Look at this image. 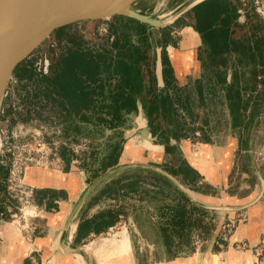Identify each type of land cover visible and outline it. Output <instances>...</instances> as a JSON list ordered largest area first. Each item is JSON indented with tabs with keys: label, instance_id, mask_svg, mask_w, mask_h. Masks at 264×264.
Returning a JSON list of instances; mask_svg holds the SVG:
<instances>
[{
	"label": "trees",
	"instance_id": "16d2710c",
	"mask_svg": "<svg viewBox=\"0 0 264 264\" xmlns=\"http://www.w3.org/2000/svg\"><path fill=\"white\" fill-rule=\"evenodd\" d=\"M250 6L248 0L243 7L245 21L242 23L238 20L240 14L237 12L242 7L241 0H204L183 13L187 24L201 39L198 54L201 71L198 78L190 79L182 86L177 84L167 58L165 48L167 45L175 46V41L165 28H156L160 31L157 48L160 49L161 87L156 77V55L152 62L147 55V50L152 46L147 40L149 32L155 29L153 27L131 18L114 16L110 19L123 23L125 32H118L119 26L115 22H107L108 31L113 36L111 41L96 36L100 41H96L93 47L78 42L64 46L59 43L53 48H58L57 56L49 57L47 75H35L30 68V60L14 71V75L25 82L22 87L26 89L25 96L31 98L28 103L25 98L27 105H31L36 97L41 101L37 109L31 110L27 106L26 116L22 120L29 121L31 111L40 118L41 108L50 110L56 107L59 121L55 123V129L60 127L65 135L60 136L69 139L68 142L76 141L75 137L82 126L94 127L100 133L109 131L112 137L104 139L106 150L101 156L93 158V161L98 162V170L105 171L121 165L120 155L125 139L123 131L127 126V118L138 114L140 106L147 122L146 127L155 142L164 146V153L175 157L176 169L165 163L161 168L175 177L181 174L178 179L180 182L200 192L198 174L188 166L171 141L203 132L204 128L195 121L198 116L193 106L195 96L199 99L201 112L205 111L201 102L212 96L217 98L225 105L229 124L240 132L245 131L252 117L259 113L264 99V21ZM64 32H59L55 38ZM229 74L230 79L227 81L226 76ZM244 74L247 75V85L242 86L238 76ZM212 78L214 81L210 83ZM257 83L262 86V90L252 95ZM244 91H249L246 98L242 94ZM161 138L163 141H160ZM62 148L58 158L69 165L72 159L66 155L71 153L65 147ZM95 153L90 151V157ZM128 172L133 174L132 179L121 184L120 181L126 179L125 173ZM0 174L6 176L2 167ZM148 177L166 185L178 196L171 203L158 208V229L168 257L191 251L194 246H190L193 242H190L189 233L201 222V217L196 216V213L204 214L207 210L192 203L162 175L143 168L126 170L102 185L95 199L103 195L112 196V192L118 196L136 193L140 187L139 180ZM144 189L142 192L149 191ZM47 193L49 196L52 194L49 191L36 192L37 204ZM2 208L0 213L4 211ZM111 212L108 209L91 218L78 219L76 240L90 233L105 231L114 222ZM172 234L176 236L173 237L176 238L173 243Z\"/></svg>",
	"mask_w": 264,
	"mask_h": 264
},
{
	"label": "rangeland",
	"instance_id": "374dc122",
	"mask_svg": "<svg viewBox=\"0 0 264 264\" xmlns=\"http://www.w3.org/2000/svg\"><path fill=\"white\" fill-rule=\"evenodd\" d=\"M193 1L194 0H140L134 7L143 13L152 14L163 19H168L170 16L179 13L181 10H183V8H185ZM254 1L255 0H250V5L252 7ZM258 1L262 2V4L264 5V0ZM244 14L245 13L242 14L243 18L241 15H239L238 20L241 23L245 21ZM256 14L261 20L264 21L262 14ZM182 15H180V17H178L173 23L167 25L164 28L167 31H172L173 28H184L186 26L187 20ZM107 22H115V25H117V27L119 26L118 32H125L124 24L120 21L118 22L109 18ZM100 23L101 20L95 22H87L69 28L65 30V32L61 36L57 38L54 37L46 44H44L43 47H41L34 54V56H37L41 53L46 54L48 58L57 56L59 50L58 48L53 49V46H57L59 43L61 44V46H64L68 43L78 42L80 44L83 43L93 47L96 41H100L95 38L96 31L97 28L100 27ZM159 33L160 31L156 28L152 29L149 32L147 41L152 43V46L147 50V55L150 57L151 62L156 55L157 42L159 41L160 37ZM177 42L178 40L175 41V46L167 45L165 51L167 52V50H169L170 48L176 47ZM28 61L29 59L25 63H27ZM229 75L226 76V79L229 78ZM238 78L242 86L247 85V75H239ZM209 81L211 83L212 81H214V79L212 78ZM261 90L262 86L257 83L253 88L252 95L256 93L258 94ZM19 91L21 92L19 93V95H17V97L19 99L21 98V100L24 101L23 103L26 109L27 106L30 107L31 110L39 108V104L41 103V101H38L40 100L38 97L33 98L31 105H27L28 100H30L31 98H27L25 96L26 91L20 89L18 90V92ZM247 93L245 91L242 93L245 96L244 98L249 96V91ZM25 98L27 103L25 102ZM198 100V97L195 96L193 100V106L194 111L198 114L195 121L197 125L202 126L204 129H202L203 132L200 131L198 137L192 135L188 136V140H192L193 142L192 145L194 146V144H196V141L208 140L217 143L215 145L223 146L228 134L234 133L239 139L240 148H238V151L235 155L231 173L228 176L227 180L225 178L226 181H223L221 179V182L219 181L218 184L212 185V183H209V181L203 179L199 181L200 192L191 190L187 186L185 187L189 189L190 192L196 193L200 198L202 197L208 199L209 197H212L213 199H211V201L216 204L227 201V195L243 197L244 195H248L249 191L253 190L256 192L258 189V185H260L259 179H262L264 185V99L262 101V104L260 105L259 113L252 117V120L247 124L246 130L242 132H240V130H238L237 128H233L232 125L229 124L225 105L220 103L217 98L212 96L211 99L208 98L205 101L201 102L202 107L205 108L204 112L200 111L202 109L198 107ZM12 104L13 103L9 100L8 103H5V106L3 103L2 107H4L5 109L8 105L11 106ZM198 111L200 113H198ZM247 111L249 112V109H247ZM29 114L31 116L29 122L32 120H36L38 122L40 121L42 124V128L39 131L41 141L48 143L51 148V152L57 157H59V152L63 149L62 147H65L71 153L70 155H66V157L72 159L71 165L74 169L73 171L76 172V169H78V173L81 174L79 176L84 185L82 188V193L75 203V216H73V220L81 218H91L98 212H103L108 209L112 211L111 213L113 214L114 222L108 228H106L105 231L99 234L92 233L91 235L88 234L87 236H85L80 245L90 248L92 246L98 245L103 240H107V242L113 243L114 237L116 238L119 233L125 232L128 235L129 239L130 248L128 251L133 248L136 249L142 259H149L151 257L157 258L158 255H160L161 247L163 245L162 236L158 229L160 227V225L158 224L160 222L158 208L167 203L169 204L174 199L178 198V196L173 193L172 190H170L166 185L153 179H149L148 177L144 180H139L138 184L140 187L137 188L136 193H129L124 196H118L115 195L114 192H112L110 194L112 196L103 195L98 199H95V197L98 195L97 192L100 190L102 185H104L111 179L116 178L119 174L126 170L143 168L153 171L150 167L159 166V168H161V165L164 163L165 165L172 166L173 169H176L177 163L175 161L174 155L170 153H164V156L162 155L160 160L153 159V162H151L150 160L145 159L144 163H140L139 161H135L133 163H125L136 165L127 169H115L117 167L116 166L111 169L101 171L98 170V162L93 160L97 156H101L103 154V150H106V142L104 141V139L107 136L108 138L112 137L109 131L100 133V131L98 129L96 130L94 127L86 128L85 126H82L75 137L76 141L68 142L69 139H62V137L65 135L63 134V131H61V128L59 127V129H55V126H57L55 125V123L59 121L57 117L56 107H51L50 110L48 108H41L40 118H38V115L34 116L33 111H31ZM8 115L10 116V114ZM25 116L26 111L22 112L21 115L12 116V118L17 121H23L22 119ZM144 121L146 122L143 113L142 115L132 114L127 118V126L123 131V136L125 138L123 149L126 140H129L136 135L144 136L147 134L148 130L144 131L143 133H140L138 131L133 133V129L142 127ZM6 126V122L2 117H0V130L5 128ZM139 130L142 129L139 128ZM61 134L62 137L60 136ZM186 134L189 135V132H186ZM113 139H115V137ZM161 140L163 141V138H161L160 141ZM153 144L162 149L164 147L163 145L158 144L157 141L153 142ZM148 146L149 148L153 147L150 145ZM136 148H138L137 152L139 154L146 155L142 151L143 147H141V143H138ZM90 151L96 152V155L90 157ZM192 151L196 152L197 150L195 147H192ZM132 152L133 150L128 151L127 154H130ZM52 153H50V155H52ZM125 174L126 179H122L120 181L121 184L132 179V173L128 172ZM178 175L179 176L174 177L179 179L181 174ZM5 186V177L0 174V207L2 206V209L4 210L6 208L10 209V212L5 213L3 211V220L11 222L13 220L15 221L17 219H20L21 217H26L31 220L40 218V210L38 208H34L37 204L35 198H33V188L31 191V196L30 194L29 196L28 194H26V197L23 196V201H17L14 197L10 198L6 195ZM114 187H116V185ZM143 188L149 191L142 192ZM24 200H27L28 203H23ZM262 200H264V191ZM224 214L225 213L222 211L214 210H207V213L200 215L196 213V216L201 217V222L198 223L197 227H195L189 233L190 242H193L190 246H194V248L197 247L199 249L206 248V246L209 245L210 240L216 230V222H218L219 219L224 220ZM232 217L234 218L233 220L235 221L236 226L241 220L246 218V215L243 212H236ZM173 237L176 236L172 234V238ZM174 239L176 238L171 239V243H173ZM216 242H218V244L221 243L218 237L216 238ZM242 248H244L242 245H240V248H236V245L234 246V249L240 250Z\"/></svg>",
	"mask_w": 264,
	"mask_h": 264
},
{
	"label": "crops",
	"instance_id": "0c3cea01",
	"mask_svg": "<svg viewBox=\"0 0 264 264\" xmlns=\"http://www.w3.org/2000/svg\"><path fill=\"white\" fill-rule=\"evenodd\" d=\"M200 47L199 34L186 21L177 46L166 52L178 85H185L190 79L199 77L201 71V62L198 56ZM139 128L133 129V133L136 131L143 133L148 130L145 125ZM152 138L148 131L144 136L136 135L126 140L120 155V163L135 161L144 163L145 159L151 162L153 159L160 160L161 156H164V147L162 149L154 145L155 140ZM128 143H132L133 147V152L130 154H126ZM138 143H141L142 151L146 155L137 152ZM195 143L193 146L192 140H188V138L174 141L188 166L198 174V181L206 179L215 185L219 181L221 182V179L224 181L226 178L227 180L235 155L240 148L238 137L234 133L228 134L223 146L215 145L217 143L208 140H200ZM148 145L153 147L149 148ZM192 147H195L197 151L193 152ZM73 170L71 163L66 165L60 159L53 160L45 168L31 166L26 170L24 182L33 188L35 201L37 191H49L52 194L49 196L47 193L43 196L40 204L36 202L37 205L34 208L40 210L39 219L31 220L21 217L11 222L0 219V264H264V248L260 247V241L264 238L263 195L252 202L260 192V185L256 192L249 191V194L243 197L227 195V201L218 204L211 201L212 197L200 198L196 193L191 192V197L201 204L234 208L246 206L241 211L224 212L225 221L236 212H243L246 218L234 227L226 242L221 244L216 242L212 250H209L207 245L203 249L196 247L191 251L168 257L162 245L157 258L142 259L136 249L128 251L130 248L129 239L126 250L118 255L114 242L108 243L107 240H104V242L88 248L80 245L83 238L79 241L76 240L78 219L73 220L74 207L82 193L84 184L78 169L76 172ZM224 220L219 219L216 222V229ZM235 245L238 247L244 245V248L234 249ZM114 255L116 256L114 257Z\"/></svg>",
	"mask_w": 264,
	"mask_h": 264
},
{
	"label": "water",
	"instance_id": "95a60500",
	"mask_svg": "<svg viewBox=\"0 0 264 264\" xmlns=\"http://www.w3.org/2000/svg\"><path fill=\"white\" fill-rule=\"evenodd\" d=\"M138 1L140 0H0V101L7 80L16 68L30 59L44 44L61 31L114 16L131 18L153 28H164L189 8L204 0H195L168 19L136 9L134 6ZM156 77L161 87V62L160 49L158 48L156 49ZM138 113L142 115L140 106H138ZM143 125L146 126L145 121ZM171 143L174 144V141ZM134 166L136 165L123 164L115 169H127ZM150 168L169 180L192 203L205 210L230 212L246 208V206L234 208L196 202L191 197L190 190L173 175L159 166ZM259 182L260 192L252 202L263 195L262 179H259ZM219 228L215 230L210 240L209 250H212L216 243Z\"/></svg>",
	"mask_w": 264,
	"mask_h": 264
},
{
	"label": "built area",
	"instance_id": "2783aa9c",
	"mask_svg": "<svg viewBox=\"0 0 264 264\" xmlns=\"http://www.w3.org/2000/svg\"><path fill=\"white\" fill-rule=\"evenodd\" d=\"M247 0H241L242 7L237 12L242 16L244 13V6ZM253 9L256 13L262 14L264 19V5L262 2L255 0L253 2ZM108 19L101 20L100 27L97 28L96 36L99 38H107L112 40L113 36L108 31ZM191 27V26H190ZM183 27L173 28L170 31V36L173 40H179L182 36ZM55 45V44H54ZM55 46H53L54 48ZM30 68L37 76L47 75L49 72V58L46 54H39L32 56L30 59ZM25 82L19 80L14 74H12L6 83L3 90L0 101V117L6 122V127L0 130V167L6 171L5 181V193L10 198H15L17 201H23V196L28 194L31 196L32 187L24 182L26 170L31 166L48 167L53 160L59 158L51 152V148L48 143L41 141L40 130L42 125L36 121H17L12 116L21 115L26 110L24 101L19 99L17 95L21 91L26 90L23 87ZM28 89V88H27ZM12 102L11 106H7L5 109L2 107L3 103ZM10 114V116L8 115ZM52 153V155H50ZM29 187V188H28ZM23 203H28L24 200ZM4 212H10V209L6 208ZM3 213H0L3 219ZM13 217V216H12ZM234 218H228L226 221L220 224L218 239L221 243L227 241L229 234L235 227ZM14 221V220H13ZM220 243V244H221ZM244 247V245H242ZM240 247V246H239ZM236 246V248H239ZM260 247L264 248V238L260 241Z\"/></svg>",
	"mask_w": 264,
	"mask_h": 264
},
{
	"label": "bare ground",
	"instance_id": "6f19581e",
	"mask_svg": "<svg viewBox=\"0 0 264 264\" xmlns=\"http://www.w3.org/2000/svg\"><path fill=\"white\" fill-rule=\"evenodd\" d=\"M126 149L128 150V151H132L133 150V147H132V143H128L127 145H126ZM126 153V152H125ZM127 154V153H126ZM113 238V237H112ZM111 238V239H112ZM114 239V244L116 245V249H117V255H118V253H122V252H124L125 250H126V247H127V242H128V238H127V235H126V233L125 232H122V233H119L117 236H116V238L114 237L113 238ZM110 241H112V240H110ZM103 242H104V240H103ZM109 243V242H108ZM103 244V243H102ZM110 245V244H109ZM106 246V245H105ZM107 249H109L108 247H107ZM110 250V249H109ZM111 251V250H110ZM113 254H115V253H113ZM106 255V254H105ZM108 256V255H107ZM116 255H114V257H115ZM101 257V256H100ZM104 257V256H103ZM110 257V256H109ZM109 259V258H108Z\"/></svg>",
	"mask_w": 264,
	"mask_h": 264
},
{
	"label": "flooded vegetation",
	"instance_id": "af4514ba",
	"mask_svg": "<svg viewBox=\"0 0 264 264\" xmlns=\"http://www.w3.org/2000/svg\"><path fill=\"white\" fill-rule=\"evenodd\" d=\"M228 79H230V78H227V81H229ZM246 112H248V111H246ZM194 136H195V137H198V136H199V133L196 132Z\"/></svg>",
	"mask_w": 264,
	"mask_h": 264
}]
</instances>
